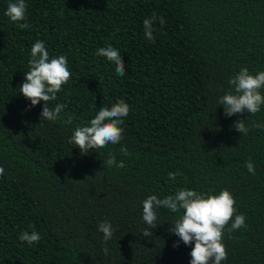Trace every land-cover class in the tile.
Instances as JSON below:
<instances>
[{
  "label": "trees",
  "instance_id": "1",
  "mask_svg": "<svg viewBox=\"0 0 264 264\" xmlns=\"http://www.w3.org/2000/svg\"><path fill=\"white\" fill-rule=\"evenodd\" d=\"M10 2L0 0V264H190L194 242L169 231L182 212L158 209L156 229L142 219L148 196L184 188L229 190L247 227L225 232L222 264H264V128L252 127L264 124V107L226 117L218 103L242 68L264 71V0H25L28 29L5 15ZM153 15L166 20L155 21L154 43L143 24ZM37 40L50 58L66 56L72 74L48 103L65 105L55 122L19 89ZM109 45L123 76L97 55ZM121 100L130 113L119 144L82 154L69 143ZM241 119L247 135L234 127ZM101 221L116 230L106 244ZM25 231L39 243L20 241Z\"/></svg>",
  "mask_w": 264,
  "mask_h": 264
},
{
  "label": "clouds",
  "instance_id": "2",
  "mask_svg": "<svg viewBox=\"0 0 264 264\" xmlns=\"http://www.w3.org/2000/svg\"><path fill=\"white\" fill-rule=\"evenodd\" d=\"M5 15L20 29H28L30 25L26 22L27 5L25 0H15L7 5ZM159 20L161 26L166 23L164 17L153 15L143 21L145 38L155 42L153 25ZM97 55L114 62L115 71L119 76L125 75V61L120 51L109 45L106 48L97 49ZM28 61L30 70L25 72L24 82L20 85V93L36 106L44 102L41 120L55 122L65 108L64 104H57L54 109L48 107L50 101L57 99V93L63 91V87L71 80L68 58L64 55L50 58L45 42L37 40L30 50ZM231 89L222 97L218 103L224 108L226 117L236 114L255 115L264 107V71L252 74L247 67L242 68L234 77L230 78ZM30 110V108L28 109ZM130 113V106L123 100L113 104L111 107L104 106L90 121V126L76 127L69 143L78 147L82 154H88L93 149L107 148L108 145H117L123 139L124 129L120 126L123 118ZM71 121L69 120V123ZM234 127L243 135H247L249 128L246 127L244 119L235 122ZM254 128H264V124L252 122ZM124 155L130 156L127 148L120 149ZM109 166L115 165V158L107 161ZM118 167L125 165L120 162ZM247 170L255 174V166L251 159L245 162ZM5 169L0 167V179L3 178ZM180 172H169L168 177L175 181ZM234 195L227 189L221 190L219 194L200 193L191 189H178L175 194L168 195L163 199L156 195L148 196L142 202V219L149 228L156 229L157 210L165 208L174 213L182 215L172 223L174 227L169 231L178 236L185 245L194 247L191 250L190 264H222L227 260L228 252L223 243L225 232H234L246 228V217L236 214L237 208ZM98 230L103 233L105 244L113 238L116 231L112 224L101 221ZM145 237H151L152 233L145 229L142 233ZM18 239L27 242L29 246L38 244L41 236L38 232H23ZM173 247H179V242ZM105 254L108 249L105 247Z\"/></svg>",
  "mask_w": 264,
  "mask_h": 264
}]
</instances>
